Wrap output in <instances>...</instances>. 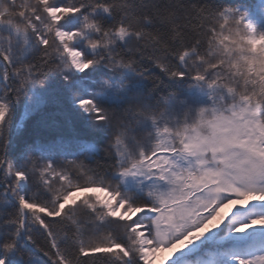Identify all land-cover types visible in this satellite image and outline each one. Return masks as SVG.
Instances as JSON below:
<instances>
[{
    "label": "snow or ice",
    "instance_id": "obj_1",
    "mask_svg": "<svg viewBox=\"0 0 264 264\" xmlns=\"http://www.w3.org/2000/svg\"><path fill=\"white\" fill-rule=\"evenodd\" d=\"M0 264H264V0H0Z\"/></svg>",
    "mask_w": 264,
    "mask_h": 264
}]
</instances>
